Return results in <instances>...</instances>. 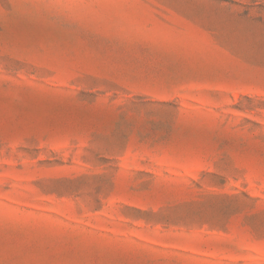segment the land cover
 Instances as JSON below:
<instances>
[{"label":"rangeland","instance_id":"obj_1","mask_svg":"<svg viewBox=\"0 0 264 264\" xmlns=\"http://www.w3.org/2000/svg\"><path fill=\"white\" fill-rule=\"evenodd\" d=\"M0 264H264V0H0Z\"/></svg>","mask_w":264,"mask_h":264}]
</instances>
